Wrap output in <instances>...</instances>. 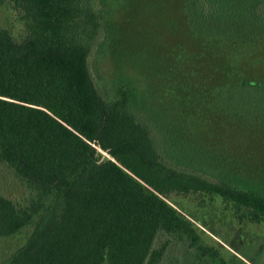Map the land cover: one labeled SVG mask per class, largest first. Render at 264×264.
Returning a JSON list of instances; mask_svg holds the SVG:
<instances>
[{"label": "trees", "instance_id": "1", "mask_svg": "<svg viewBox=\"0 0 264 264\" xmlns=\"http://www.w3.org/2000/svg\"><path fill=\"white\" fill-rule=\"evenodd\" d=\"M7 1L21 33L0 27V164L24 195L0 194V246L25 241L0 264H165L171 244L190 264H245L167 200L214 195L259 223L264 173L178 136L167 105L189 120L207 93L239 92L264 124V0ZM93 52L116 73L104 95Z\"/></svg>", "mask_w": 264, "mask_h": 264}, {"label": "rangeland", "instance_id": "2", "mask_svg": "<svg viewBox=\"0 0 264 264\" xmlns=\"http://www.w3.org/2000/svg\"><path fill=\"white\" fill-rule=\"evenodd\" d=\"M162 7V6H161ZM163 11L160 8V12ZM169 13L163 12V17ZM171 18V17H170ZM169 18V19H170ZM0 27L7 28L13 36L19 38L21 22L7 0H0ZM184 51L185 47L183 46ZM182 51L178 50L175 56ZM186 52V51H185ZM194 61V56H192ZM89 65L99 91L104 95L109 89L110 81L116 73L111 69L108 57L100 58L95 52L89 58ZM257 74L264 80V65L257 68ZM206 106L202 105L196 111L193 119L187 120V111L177 106L167 105L170 114V130L183 134L190 141H194L198 149L209 155H224L241 167L258 170L264 173V124L247 119L250 112L245 104H241L242 94L232 95L223 91L217 96L207 93ZM166 99V97H164ZM215 99L220 106V120L214 122L211 116V99ZM167 100V99H166ZM171 105V102L169 103ZM174 108V110H172ZM177 115V117L175 116ZM203 116V117H200ZM200 117V118H199ZM214 133L220 134L214 137ZM0 194L19 202L24 190L14 177L12 171L0 164ZM181 215L190 220L195 226L203 244H212L219 248L228 260L232 255L238 257L245 264H264V220L252 222L235 213L234 209L221 200L220 197L207 194H173L167 200ZM25 233L3 240L0 246V263L23 245ZM160 239L158 238L156 243ZM3 246V248H2ZM182 244H171L165 255V264H171L177 257L179 264H190V255ZM187 256H186V255ZM242 264V263H241Z\"/></svg>", "mask_w": 264, "mask_h": 264}]
</instances>
